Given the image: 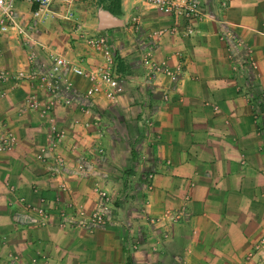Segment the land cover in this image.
Listing matches in <instances>:
<instances>
[{
  "label": "crops",
  "instance_id": "1",
  "mask_svg": "<svg viewBox=\"0 0 264 264\" xmlns=\"http://www.w3.org/2000/svg\"><path fill=\"white\" fill-rule=\"evenodd\" d=\"M196 1L205 17L189 37L158 33L171 17L143 0H118V15L108 12L110 0H53L42 20L32 16L33 6L14 1L15 26L0 34V69L46 71L50 51L96 65L75 30L79 22L84 32L108 37L121 81L112 102L102 94L86 98L90 82L64 69L67 87L59 86L55 97L70 103H56L44 115L24 107L30 93L44 101L43 90L25 80L0 85V126L16 136L14 146L0 152V182L36 202L53 199L62 178L68 193L61 199L92 210L95 180L116 194L122 168L133 185L150 170V214L184 193L191 200L182 221L161 238L159 226L137 217L135 203L114 208V220L93 232L59 228L54 207L49 223L37 225L7 205L0 185V264L9 254L28 264L35 251L41 264H169L185 246L191 264H264V0ZM223 32L235 42L226 44ZM257 113L261 124L253 120ZM49 122L66 132L58 144L66 161L60 176L50 161L35 157L48 142Z\"/></svg>",
  "mask_w": 264,
  "mask_h": 264
},
{
  "label": "built area",
  "instance_id": "2",
  "mask_svg": "<svg viewBox=\"0 0 264 264\" xmlns=\"http://www.w3.org/2000/svg\"><path fill=\"white\" fill-rule=\"evenodd\" d=\"M14 1L0 0V34L6 33L15 26L14 21ZM23 2L33 6L32 16L38 20L44 19L48 15V5L53 0H22ZM145 3L153 6L161 13L171 17V23L164 30L158 33L166 32L170 35H180L182 37L192 36L195 32V22L205 17V13L201 11L196 0H143ZM223 5V2H222ZM71 12H67L66 17H70ZM65 17V16H64ZM19 34L24 32L16 27ZM75 30H78L80 38L86 46L97 56L98 62L94 66H83L75 60L68 59L63 55L50 51V64L46 71L35 73L25 71L11 72L0 69V85L11 81L12 87H18L21 81H26L29 85L36 86L47 93L44 101L38 100L34 93L27 94L24 100V107L30 110L39 111L40 115H44L56 104L68 105L69 98H57L55 93L59 86L67 87V83L62 79L61 71L68 69L72 74L85 78L90 85L85 89L83 96L91 98L96 94H102L107 100L114 101L120 89V76L116 70V60L108 37L105 34H89L82 30L79 22L75 23ZM221 39L226 44L235 42L234 37L223 32ZM238 42V41H237ZM236 42V43H237ZM33 53L29 52L28 59H32ZM165 74L170 75L166 68H163ZM5 91L0 88V97ZM261 101L264 102V94L260 95ZM84 114L89 113L87 107H81ZM94 123H97L96 121ZM150 124V123H148ZM263 127L260 125V130ZM50 131L55 133L59 139L62 132H56L54 125L50 126ZM16 141L15 135L0 126V150L9 149ZM264 155V149H261ZM59 160V159H57ZM12 193V191H9ZM41 264V263H38Z\"/></svg>",
  "mask_w": 264,
  "mask_h": 264
},
{
  "label": "rangeland",
  "instance_id": "3",
  "mask_svg": "<svg viewBox=\"0 0 264 264\" xmlns=\"http://www.w3.org/2000/svg\"><path fill=\"white\" fill-rule=\"evenodd\" d=\"M255 119L258 120V124H261L259 113L253 116V120ZM95 121L97 123H94ZM72 122L73 124H76L75 121ZM90 123L97 126L99 124V119L93 118ZM148 123L150 122L147 121V124ZM51 125H53V123L49 122L47 131L48 142L44 146L39 147L36 151L35 157L42 163L50 161L54 167L55 176H60L66 166V161L62 153L59 151L58 144L64 140L66 132L63 128H58L54 124L56 132H62L63 134L62 137L58 139L55 136V133L50 131ZM14 144L9 149L0 150V152L10 150ZM95 151L100 155L103 154V148L100 142L96 143ZM259 152H261V150ZM118 170L120 171V169ZM76 171L81 173L85 172L80 166L76 167ZM143 171V174L137 180L138 182L136 181V185H133V180L129 177V169L122 168L119 175V188L117 189L118 192H116V194H112L113 191H110L106 184L100 180H95L91 186V190L97 196V202L92 210H86L82 205L76 204L70 199H61L63 193H68V185L62 178H58L55 183L57 193L53 199L39 196L36 202L25 200L24 197L16 192V189L12 184L0 182V185L6 192L7 205L16 207L22 214L34 217L37 225H46L49 223L52 215L50 210L54 207L58 218L57 223L59 228H66L69 226L81 231L93 232L97 228H104L111 220H114V208L121 206L123 202H125L130 204L135 203V208L139 214L137 217H140L148 224L159 226L161 228L159 232L160 237L167 238L170 232V227L173 224H178L182 221L189 207L191 198L189 193H184L177 198L176 203L174 199L167 201V205L160 207L158 213L150 214L149 209L152 207L151 192L153 189L154 172L150 170ZM191 185L192 183L189 184L190 187ZM9 191H12V193H9ZM159 199L163 204L162 199ZM134 219L137 220L136 217ZM130 246L132 248L135 247L136 244L134 243ZM189 253V247L185 246L180 258H178L177 261H170L169 264H191ZM38 256L39 251H35V255L29 259L28 264H38L34 259ZM5 264H19V257L14 254H9L5 258Z\"/></svg>",
  "mask_w": 264,
  "mask_h": 264
},
{
  "label": "trees",
  "instance_id": "4",
  "mask_svg": "<svg viewBox=\"0 0 264 264\" xmlns=\"http://www.w3.org/2000/svg\"><path fill=\"white\" fill-rule=\"evenodd\" d=\"M110 4L113 5V8L110 6L107 7V10L109 13L111 14H115V15H118L120 12H119V8H118V5H119V2L118 0H110Z\"/></svg>",
  "mask_w": 264,
  "mask_h": 264
},
{
  "label": "water",
  "instance_id": "5",
  "mask_svg": "<svg viewBox=\"0 0 264 264\" xmlns=\"http://www.w3.org/2000/svg\"><path fill=\"white\" fill-rule=\"evenodd\" d=\"M105 19H106V21H108V20H110V17H106V18H104L101 22H102V24L100 25L101 26V28L103 27V26H105V23L104 22H106L105 21Z\"/></svg>",
  "mask_w": 264,
  "mask_h": 264
}]
</instances>
